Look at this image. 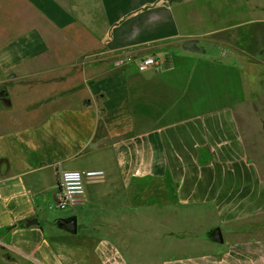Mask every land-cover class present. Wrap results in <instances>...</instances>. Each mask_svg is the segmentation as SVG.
Returning a JSON list of instances; mask_svg holds the SVG:
<instances>
[{
    "label": "crops",
    "instance_id": "1",
    "mask_svg": "<svg viewBox=\"0 0 264 264\" xmlns=\"http://www.w3.org/2000/svg\"><path fill=\"white\" fill-rule=\"evenodd\" d=\"M3 4L0 26L28 7L40 24L33 55L5 53L0 262L264 264V0ZM61 170L102 171L74 234L48 213Z\"/></svg>",
    "mask_w": 264,
    "mask_h": 264
},
{
    "label": "rangeland",
    "instance_id": "2",
    "mask_svg": "<svg viewBox=\"0 0 264 264\" xmlns=\"http://www.w3.org/2000/svg\"><path fill=\"white\" fill-rule=\"evenodd\" d=\"M21 1H24V0H21ZM5 2H7V0H0V4H3ZM11 13L12 11L8 10L7 7L0 6V23H3L4 20L5 21L9 20V19H6V17H8ZM16 13H17L16 18L11 19L8 26H4V27L0 26V86L2 84L7 85L10 82H13L18 77L16 76L15 79H12V77H10L12 70H8L5 68V62L8 61V58L5 57L6 56L5 53L28 51V53L33 55L35 52L36 37H35L34 29L36 27H39V24H40L39 22L40 20L36 18L37 13L29 7L25 11L21 10V11H17ZM18 14L21 17H19ZM43 24L48 29V32L51 33L50 27L48 26L49 24L47 22L46 23L44 22ZM221 37H224V35H222ZM257 37L264 39V33L260 31L259 34L257 33ZM241 39L242 37L240 36L239 40ZM46 40L50 43L51 35L48 34L46 36ZM52 45L53 46L55 45L57 47L61 46V44L51 43V46ZM257 53L258 52H256V54ZM204 55H207V56L210 55V51L206 50V53ZM29 60L30 59H28V61ZM30 64L34 66V60L27 62L26 66L28 67ZM16 81L20 82L21 84L26 85L27 89H32L30 90V92H32L31 95H33V91H34L33 89H34V84H35L34 77H27L23 80H16ZM10 89L15 91L16 87H10ZM72 212L73 211L71 210L59 211L57 209L48 211L49 216L53 219H62L68 213L71 214ZM44 229L46 232H48L49 230L57 231V228L55 226L50 227L49 225H46V224L44 225ZM6 258L12 259L9 256L7 257V255H5L4 252L0 249V259H6ZM0 264H4V263L0 262Z\"/></svg>",
    "mask_w": 264,
    "mask_h": 264
},
{
    "label": "built area",
    "instance_id": "3",
    "mask_svg": "<svg viewBox=\"0 0 264 264\" xmlns=\"http://www.w3.org/2000/svg\"><path fill=\"white\" fill-rule=\"evenodd\" d=\"M130 58L119 61L117 64L130 62ZM158 64L153 57H145L136 64L138 72H144L148 68ZM102 171H77L61 170L58 172L57 188L52 194L54 208L59 211L75 210L85 202L84 180L101 176Z\"/></svg>",
    "mask_w": 264,
    "mask_h": 264
},
{
    "label": "water",
    "instance_id": "4",
    "mask_svg": "<svg viewBox=\"0 0 264 264\" xmlns=\"http://www.w3.org/2000/svg\"><path fill=\"white\" fill-rule=\"evenodd\" d=\"M182 48L188 52H192L199 55H203L206 52L205 49L201 48L198 45L197 40L186 41L183 44ZM28 224L29 225L37 224V220L36 219L29 220ZM56 224L59 228L65 230L70 234H74L76 232V219L74 217L58 219ZM210 238L215 242H222V236L219 230H213L212 232H210Z\"/></svg>",
    "mask_w": 264,
    "mask_h": 264
},
{
    "label": "flooded vegetation",
    "instance_id": "5",
    "mask_svg": "<svg viewBox=\"0 0 264 264\" xmlns=\"http://www.w3.org/2000/svg\"><path fill=\"white\" fill-rule=\"evenodd\" d=\"M7 102V94L3 87L0 88V103H6Z\"/></svg>",
    "mask_w": 264,
    "mask_h": 264
}]
</instances>
